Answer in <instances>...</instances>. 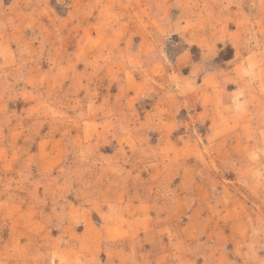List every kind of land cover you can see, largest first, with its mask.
Wrapping results in <instances>:
<instances>
[{"label": "rangeland", "instance_id": "obj_1", "mask_svg": "<svg viewBox=\"0 0 264 264\" xmlns=\"http://www.w3.org/2000/svg\"><path fill=\"white\" fill-rule=\"evenodd\" d=\"M132 263L264 264V0H0V264Z\"/></svg>", "mask_w": 264, "mask_h": 264}, {"label": "crops", "instance_id": "obj_2", "mask_svg": "<svg viewBox=\"0 0 264 264\" xmlns=\"http://www.w3.org/2000/svg\"><path fill=\"white\" fill-rule=\"evenodd\" d=\"M154 5H155V3H154ZM101 159H106V157H101ZM158 255H160L161 254V252L160 253H157ZM134 255H136V253H135V251H133L132 250V257L134 256ZM134 260V259H133ZM138 259H135L134 261H137ZM132 264H134V263H132Z\"/></svg>", "mask_w": 264, "mask_h": 264}]
</instances>
